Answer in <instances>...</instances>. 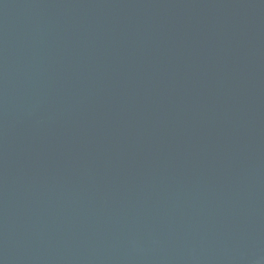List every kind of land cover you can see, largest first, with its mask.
<instances>
[{"label":"water","instance_id":"water-1","mask_svg":"<svg viewBox=\"0 0 264 264\" xmlns=\"http://www.w3.org/2000/svg\"><path fill=\"white\" fill-rule=\"evenodd\" d=\"M0 264H264V0H0Z\"/></svg>","mask_w":264,"mask_h":264}]
</instances>
